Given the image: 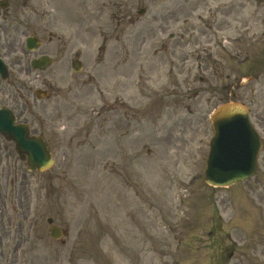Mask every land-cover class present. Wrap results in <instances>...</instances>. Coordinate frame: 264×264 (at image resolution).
Segmentation results:
<instances>
[{
    "label": "rangeland",
    "instance_id": "obj_1",
    "mask_svg": "<svg viewBox=\"0 0 264 264\" xmlns=\"http://www.w3.org/2000/svg\"><path fill=\"white\" fill-rule=\"evenodd\" d=\"M23 1L0 21L11 69L0 107L44 134L54 162L29 172L0 137V264H126L141 251L143 264H264V0ZM32 34L42 46L27 53ZM41 54L54 64L37 75L29 60ZM123 82L144 98L128 105L153 115L144 126L111 107L127 97ZM44 86L55 93L33 101ZM225 88L263 144L251 178L213 188L202 179L208 118Z\"/></svg>",
    "mask_w": 264,
    "mask_h": 264
},
{
    "label": "water",
    "instance_id": "obj_2",
    "mask_svg": "<svg viewBox=\"0 0 264 264\" xmlns=\"http://www.w3.org/2000/svg\"><path fill=\"white\" fill-rule=\"evenodd\" d=\"M38 62L46 65L49 61L43 58ZM13 122L7 109L0 110V134L15 142V150L21 157L27 156L28 169L48 168L52 158L44 141L40 137H28L26 126H14ZM211 126L213 137L209 143L204 181L212 186H227L249 177L256 167L260 142L248 121L246 109L237 104L222 106L212 115ZM50 232L53 238L60 236L56 227Z\"/></svg>",
    "mask_w": 264,
    "mask_h": 264
},
{
    "label": "flooded vegetation",
    "instance_id": "obj_3",
    "mask_svg": "<svg viewBox=\"0 0 264 264\" xmlns=\"http://www.w3.org/2000/svg\"><path fill=\"white\" fill-rule=\"evenodd\" d=\"M0 14H1V11H0ZM1 16V15H0ZM0 28H1V26H0ZM119 103L121 104V105H119ZM117 105H119V106H121V107H123L124 108V115L125 116H129L130 117V114H128L127 115V113L129 112V108H128V106H127V104L125 103V102H119V101H117V100H114L113 101V103H112V108H115ZM22 264H24V262H22Z\"/></svg>",
    "mask_w": 264,
    "mask_h": 264
}]
</instances>
